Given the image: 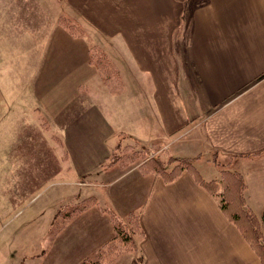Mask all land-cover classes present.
Segmentation results:
<instances>
[{
  "label": "crops",
  "instance_id": "crops-1",
  "mask_svg": "<svg viewBox=\"0 0 264 264\" xmlns=\"http://www.w3.org/2000/svg\"><path fill=\"white\" fill-rule=\"evenodd\" d=\"M72 2L86 33L73 38L55 26L46 33L44 46L31 52L42 56L34 80L43 86L39 102L28 99L25 105L14 96L10 101L0 96V119L13 122L22 113L49 121L62 117L56 125L48 122L46 133L58 136L55 151L64 181L77 183L78 168H85V174L103 177L93 186L108 189L107 199L102 194L91 197L100 210L88 221L83 217L91 210L82 209L83 201L77 210L66 212H74L73 218L58 239L48 242L43 263L95 259L114 236L110 209L121 220L137 215L142 232L136 251L120 255L115 264H260L216 196L192 172L165 181L144 173L140 165L123 170L121 162L110 163V158L127 135L152 151L167 149L174 156L201 160L212 151L229 156L227 164L245 178L248 207L262 214L264 0ZM186 6L190 29L185 46L180 41ZM97 43L122 68L125 89L118 93L108 91V83L90 62V49ZM2 84L9 95L16 91ZM210 158L218 170L216 158ZM195 169L206 181L217 178L216 173ZM73 171L77 174L71 176ZM132 197L138 202L124 207ZM54 218H49V232Z\"/></svg>",
  "mask_w": 264,
  "mask_h": 264
},
{
  "label": "rangeland",
  "instance_id": "rangeland-1",
  "mask_svg": "<svg viewBox=\"0 0 264 264\" xmlns=\"http://www.w3.org/2000/svg\"><path fill=\"white\" fill-rule=\"evenodd\" d=\"M72 1L0 0V96L3 97V100L5 97L10 101V96H14L17 100L26 101L25 105L28 102L35 103V105L39 102L37 95L43 90V86L41 84L34 85V80L37 78V67L41 63L42 56L32 54L33 49L44 46L46 33L55 26L65 29L73 38L82 37L86 33L85 27L81 24V15L76 13ZM194 1L197 4L203 2V0H192L191 4ZM11 4H13L12 7ZM188 9L186 6V10H184L186 26L182 30H185V36L180 41V43L184 42L185 46L188 42L190 29ZM12 14L17 15L14 17ZM11 16H13L12 19ZM14 18L18 19V32L13 29L12 21L15 20ZM28 34L30 35L29 38L26 37ZM92 49L93 51L90 49L89 53L90 62L98 70L102 79L108 83V91L118 93L124 90L121 66L118 67L117 64L113 63L99 43L94 45ZM38 52H42V50H38ZM91 52L92 54L98 53L92 59L94 62L91 61ZM115 58L118 59V57ZM101 68H107L108 72L101 73ZM14 80L19 82L18 86L12 84ZM1 82H7L9 87L11 86L13 90L16 89L14 94L9 95L7 91L5 92ZM51 89L56 96L59 95L58 92H55L56 88L52 87ZM26 90L30 91L29 94ZM30 97L35 102L30 100ZM54 100L55 97L52 99L53 104H55ZM53 104L51 106L55 107ZM61 118L59 115H55L50 121L42 118L40 120L38 116L22 113L13 122L10 118L0 119V264H44L46 245L49 241L58 239V235L65 227L68 218H73L74 212L67 214L66 212L75 210L79 202H84V199H90L95 194H102L106 196V199L108 197V189H99L92 185L103 181V177L97 176L96 172L85 174V168H78L80 176L75 178L77 183L64 181L67 179L62 174L63 167L60 165L55 151V142L58 141V136L46 133L49 129L48 122L56 125L59 121H63ZM118 146L110 158V163L121 162L123 170L140 165V168L149 170L148 173L162 176L165 181H171L168 178L176 172L180 175L185 170H189L187 168L188 166L191 168L190 164H195L194 168L207 174L211 172L210 174L214 176L216 173V179L219 177L228 178L230 175L227 180L229 183L232 182L235 187H238V183L241 182L240 179L244 178L239 170L227 164L229 160H232L231 157L219 155L214 151L203 154L206 156L201 160H195L191 157L174 156L167 149L152 151L128 135L121 139ZM210 157L216 158L214 161L218 164L219 173L212 162L208 161ZM186 158L190 162L185 160ZM224 170L231 172V174H223ZM189 171L191 172V170ZM74 174L77 173L73 171L71 176ZM178 175L176 174V176ZM129 179V177L122 179L119 184ZM96 201V199L91 198L84 203L87 205L83 207V210H91L88 215L83 217L87 221L94 212L100 210L96 206L98 205ZM137 202V197H132L124 201V207L133 206ZM60 210L63 211L59 216ZM252 211L254 212V210ZM52 214H55L54 221L56 223L52 224L49 232L47 227ZM254 214L257 217L254 223L260 233L258 235L252 234V239L255 241L259 238V241L264 243L262 214L255 212ZM132 215L135 214L130 216ZM130 216L122 221L129 224L128 227L131 229L130 224L134 219ZM57 217H59V222H57ZM226 218L232 222L227 216ZM86 223H90V221ZM61 224L63 226L60 228ZM244 225H246L245 222ZM132 234L137 243L142 234L140 228L134 229ZM82 240L84 243L89 241L87 238ZM245 241L248 243L246 239ZM136 249L134 248L135 251ZM126 253L134 252L128 251L122 255ZM117 258L108 264H115Z\"/></svg>",
  "mask_w": 264,
  "mask_h": 264
},
{
  "label": "trees",
  "instance_id": "trees-1",
  "mask_svg": "<svg viewBox=\"0 0 264 264\" xmlns=\"http://www.w3.org/2000/svg\"><path fill=\"white\" fill-rule=\"evenodd\" d=\"M93 51V49L91 48ZM98 53L92 54L91 52V61L94 62L92 59L95 55ZM105 56V55H104ZM101 73L108 72V69H100ZM119 147V146H118ZM181 159V158H180ZM184 159V158H183ZM185 160H188L186 158ZM190 162V160H188ZM116 163V162H114ZM191 168L188 166L187 169L191 170V172L196 177L197 181L212 195L216 196L219 205L223 211V213L240 229L242 232L244 238L248 241L250 247L252 250L258 255L260 259V264H264V243L259 241V238H257L255 241L252 239V234L258 235L260 233L259 229L255 226V221L257 217L255 216L254 212L250 207L247 205L246 200V184L244 181V178H241V182L238 183V187H235L232 182H228L227 179H229L230 175L227 177H219V179L206 181L201 178L199 173L196 171V169L193 167L194 165L190 164ZM144 173H148L149 170L141 168ZM170 173V172H169ZM167 173V174H169ZM223 174H227L231 172H228L224 170L222 172ZM178 175V172H176ZM174 174L172 177H169V180L174 179L176 176ZM235 174V172H234ZM243 177V175H242ZM171 178V179H170ZM243 179V180H242ZM224 188V189H223ZM227 191V193H226ZM91 199L84 200L82 204L83 207L87 204L85 201H89ZM94 201V200H93ZM92 203V202H91ZM76 209V208H75ZM80 209V208H78ZM77 210V209H76ZM63 210H60L59 216L62 214ZM109 217L112 221L113 227H114V236L111 238V240H108L102 247L99 249L98 254L95 259H88L83 261L81 264H108L111 260H114L115 258L119 257L120 254L125 252H134V248H136V241L133 239L132 231L134 229H139V223H138V217L136 215L130 216V218H133L134 221L130 224V227H128L129 224H125L124 221H122L119 216L110 209H107ZM64 213V212H63ZM59 217H57V222H59ZM244 222L246 225H244ZM56 223L55 221L52 223ZM62 223V221H61ZM261 223L264 225V212L261 216ZM60 224V223H59ZM249 225V226H247ZM63 226V224L60 225V228ZM59 228V229H60ZM58 229V230H59ZM249 231V232H248ZM142 233V232H141ZM105 259V260H103Z\"/></svg>",
  "mask_w": 264,
  "mask_h": 264
}]
</instances>
